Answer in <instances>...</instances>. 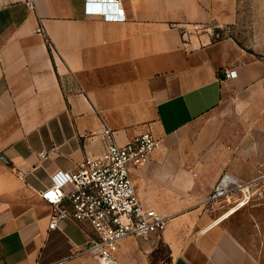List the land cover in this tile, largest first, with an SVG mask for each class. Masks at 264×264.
<instances>
[{
    "label": "crops",
    "instance_id": "0c3cea01",
    "mask_svg": "<svg viewBox=\"0 0 264 264\" xmlns=\"http://www.w3.org/2000/svg\"><path fill=\"white\" fill-rule=\"evenodd\" d=\"M121 2L127 18L106 21L86 0H0V264H100L77 255L92 227L50 229L40 191L104 153L107 125L119 145L160 140L132 176L168 217L152 241L123 240L119 264H260L240 230L249 202L231 209L264 173V0ZM213 115L201 149L162 148ZM225 175L234 190L213 197Z\"/></svg>",
    "mask_w": 264,
    "mask_h": 264
},
{
    "label": "built area",
    "instance_id": "2783aa9c",
    "mask_svg": "<svg viewBox=\"0 0 264 264\" xmlns=\"http://www.w3.org/2000/svg\"><path fill=\"white\" fill-rule=\"evenodd\" d=\"M85 12L106 21H123L127 12L121 0H86ZM197 33L218 36L215 29L194 25ZM186 35V34H185ZM235 70L225 77L233 79ZM106 151L89 159L75 170H57L52 184L40 191V196L53 208L50 229L64 220L79 227L89 224L94 235L89 236L77 255H92L100 264H119L116 253L121 242L130 237L152 241L154 235L166 227L168 217L141 200L132 173L150 161L160 140L151 131L134 137L126 145H119L115 132L107 125L103 130ZM46 157L45 153L41 154ZM234 190L227 175L223 177L213 197Z\"/></svg>",
    "mask_w": 264,
    "mask_h": 264
},
{
    "label": "rangeland",
    "instance_id": "374dc122",
    "mask_svg": "<svg viewBox=\"0 0 264 264\" xmlns=\"http://www.w3.org/2000/svg\"><path fill=\"white\" fill-rule=\"evenodd\" d=\"M217 117H219V115H213L210 121L195 124V126L190 129L173 137L162 148L181 150L201 149L202 146L205 145V143L202 142L201 128L204 130L203 126L205 127L211 124V129L215 130ZM259 144L264 145V142H259ZM260 160L264 164V158ZM257 176V181L251 188L249 200L244 199L245 194L243 192H239V197L243 198L240 203L245 201L246 204L248 202L249 204L246 208L242 209L238 215L239 218L243 220L240 225L241 232L243 235L248 236L247 239H249V242L254 243L252 248L258 256L261 262L260 264H264V173H258ZM237 204L231 210H234L239 205Z\"/></svg>",
    "mask_w": 264,
    "mask_h": 264
},
{
    "label": "bare ground",
    "instance_id": "6f19581e",
    "mask_svg": "<svg viewBox=\"0 0 264 264\" xmlns=\"http://www.w3.org/2000/svg\"><path fill=\"white\" fill-rule=\"evenodd\" d=\"M247 188H248V187H247ZM246 191H247V190H246ZM238 204H239V205H238ZM238 204H237L238 206L234 209V211L237 210V209H239V207L245 205L246 202H245V201H242L241 203L239 202Z\"/></svg>",
    "mask_w": 264,
    "mask_h": 264
},
{
    "label": "snow or ice",
    "instance_id": "6c2138e0",
    "mask_svg": "<svg viewBox=\"0 0 264 264\" xmlns=\"http://www.w3.org/2000/svg\"><path fill=\"white\" fill-rule=\"evenodd\" d=\"M109 2H111V0H109Z\"/></svg>",
    "mask_w": 264,
    "mask_h": 264
}]
</instances>
